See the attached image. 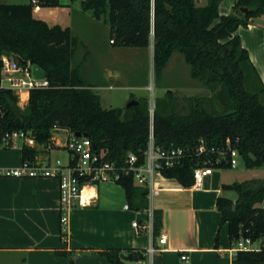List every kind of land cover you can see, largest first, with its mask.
<instances>
[{
	"label": "trees",
	"instance_id": "obj_1",
	"mask_svg": "<svg viewBox=\"0 0 264 264\" xmlns=\"http://www.w3.org/2000/svg\"><path fill=\"white\" fill-rule=\"evenodd\" d=\"M197 1L81 0L84 11L109 24L113 45L153 46L158 78L178 51L190 65L192 77L211 91L208 97L185 98L187 106H179V99L168 91L158 98L154 111L155 144L186 150L180 163L161 173L187 187L192 186L193 170L203 157L196 152L201 140L209 146H223L230 139L247 168L264 166V85L237 34L252 18L264 15V0H236L227 15L219 11L221 0H209L206 5ZM76 46L70 27L35 18L27 4L0 3V54H11L18 63L30 62L50 82L47 88L30 91L27 112L18 107L12 89L0 88L5 127L31 131L38 143H48L56 128L82 132L98 149H107L108 159L118 165L130 153L138 156V164L144 163L150 136L147 100L130 107H103L100 95L81 77L79 68H72ZM35 154V148L23 147L24 158ZM119 184L130 205L148 208V188L137 186L132 176ZM223 189L238 194L235 201L225 196L217 199L231 244L240 236L264 241V179L236 181ZM160 223L161 215L154 211V237ZM103 254L115 264L145 258L141 251ZM232 264H264V246L238 251Z\"/></svg>",
	"mask_w": 264,
	"mask_h": 264
},
{
	"label": "crops",
	"instance_id": "obj_2",
	"mask_svg": "<svg viewBox=\"0 0 264 264\" xmlns=\"http://www.w3.org/2000/svg\"><path fill=\"white\" fill-rule=\"evenodd\" d=\"M197 2L206 5L209 0ZM234 3L229 0L220 5V13H229L228 8ZM237 34L264 85V15L252 18ZM66 136L55 138L64 142ZM56 151L62 153L54 148L50 156L56 157ZM23 158L22 142L0 146V168L18 167ZM230 172L235 171L216 168L197 189L157 171L154 183L159 192L148 199V208L140 209L130 205L127 197L126 202H110L109 198L102 201L98 187L97 204L75 207L65 232L60 221L56 177L0 176V264H115L103 252L145 254L152 241L159 250L153 255L145 254L143 260L125 264H232L228 225L221 224L222 214L217 207L220 196L236 200L227 194L232 190L223 189V185L238 181ZM126 204L130 205L128 209ZM150 210L161 215L156 237L153 231L133 226L135 220L145 224ZM162 234L167 235V241L158 245L157 239ZM182 254L188 258L183 260Z\"/></svg>",
	"mask_w": 264,
	"mask_h": 264
},
{
	"label": "built area",
	"instance_id": "obj_3",
	"mask_svg": "<svg viewBox=\"0 0 264 264\" xmlns=\"http://www.w3.org/2000/svg\"><path fill=\"white\" fill-rule=\"evenodd\" d=\"M27 5L34 10L56 8L60 0H28ZM112 42V41H111ZM50 82L47 78L37 77L31 72V64L18 63L17 59L8 53L0 54V88H9L14 91L18 100L17 105L21 111L29 104V95L32 89L47 88ZM151 109L150 136L148 147L145 151V161L138 164V156L130 153L122 165L108 159V150L98 149L88 136L77 137L75 133L67 129H54L48 143H38L31 131L8 129L4 125L6 111L0 103V146L11 147L20 141L23 147L35 148L34 156L23 158L20 166L15 168H0V176L12 177H56L59 180L60 189V221L63 232L69 223L70 212L75 207H92L98 202V187L103 182L117 183L124 177L132 176L137 186L148 188L149 200L159 192L154 183V174L165 167H172L182 161L185 156L184 147L166 148L158 146L154 141V115ZM64 131L66 139L58 141L55 135ZM66 152V156L52 157V149ZM196 152L203 156L193 170V187L200 189L206 176L213 173L216 168H237V157L240 156L237 148L233 147L230 139L223 146H209L205 140H201ZM129 208V204L125 205ZM146 223L138 220L133 226L138 230L154 229V211L150 210ZM167 235L162 234L157 239L158 245L165 244ZM264 246L263 240L254 241L250 237L240 236L232 243L230 251L234 257L238 251L260 250ZM159 250L156 242L152 241L146 251V255H153ZM183 260L187 259L182 254Z\"/></svg>",
	"mask_w": 264,
	"mask_h": 264
},
{
	"label": "rangeland",
	"instance_id": "obj_4",
	"mask_svg": "<svg viewBox=\"0 0 264 264\" xmlns=\"http://www.w3.org/2000/svg\"><path fill=\"white\" fill-rule=\"evenodd\" d=\"M27 2L28 0H0V3L19 5ZM228 2L229 0H221L219 7ZM228 9L227 14H230L233 7ZM33 15L50 25L59 24L71 28L77 38L72 68H79L81 77L100 95L105 108L125 107L132 99H146L151 115V109L155 113L158 98L165 97L168 91H172L179 99V106L188 105L185 98L211 95L207 87L192 77L190 65L178 51L173 53L169 64L158 78L153 69L152 45L148 48L113 45L109 24L104 20H96L91 11H84L81 0H60L58 7L42 11L34 9ZM83 60L85 63L82 65ZM31 72L37 77L42 76L41 70L34 65H31ZM28 110L27 105L22 112ZM59 135H65V132L60 131ZM54 156L64 157L66 152L56 151ZM236 160L238 167L231 168L235 172L230 173L237 176L238 181L264 179V166L247 168L240 156ZM99 187L102 201L109 198L110 202H126L125 190L120 184L103 182ZM227 194L231 198L238 197L233 190Z\"/></svg>",
	"mask_w": 264,
	"mask_h": 264
},
{
	"label": "water",
	"instance_id": "obj_5",
	"mask_svg": "<svg viewBox=\"0 0 264 264\" xmlns=\"http://www.w3.org/2000/svg\"><path fill=\"white\" fill-rule=\"evenodd\" d=\"M242 11L245 12V13H250V12H251V10L248 9V8H243ZM152 48H153V46H152ZM22 63H23V64H27V61L22 60ZM136 104H138V100H136V99H132V100H130V101L128 102V104H127L126 106H127V107H130V106H133V105H136ZM75 135H76L77 137L87 136V134L82 133V132H75Z\"/></svg>",
	"mask_w": 264,
	"mask_h": 264
}]
</instances>
